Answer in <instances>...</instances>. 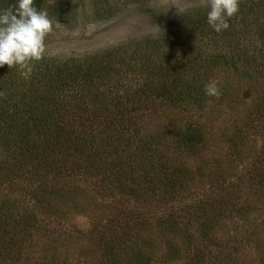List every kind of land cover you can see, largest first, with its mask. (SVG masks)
Segmentation results:
<instances>
[{
	"label": "trees",
	"instance_id": "trees-1",
	"mask_svg": "<svg viewBox=\"0 0 264 264\" xmlns=\"http://www.w3.org/2000/svg\"><path fill=\"white\" fill-rule=\"evenodd\" d=\"M9 1L15 4L7 2L3 9L12 17L0 19V152L6 151L0 155V174L24 176L30 168L27 157L37 159L39 165L34 168L51 180L72 179L80 170L97 176L111 167L105 173L118 176L116 188L123 195L119 207L104 217V226L94 229L96 242L92 243L101 255L94 258L95 264H264V211L240 199L245 186L253 188L255 197L264 198V145L260 160L258 152L253 159L248 157L256 149L253 146L245 157L250 134L235 131L232 155L239 161L250 159L243 167L253 165L250 182H254L228 185L223 175L207 177L208 188L219 189L222 195L203 199L189 188L196 184L198 171L175 161L164 147L158 149L157 140L146 143L139 131L141 110L152 107V115L159 108L182 113L187 118L176 143L203 155L209 139L189 112L194 108L211 112L213 101L233 100L246 93L247 86L264 81V0L208 2L186 10L157 36L84 59H35L45 63L39 64L29 80L21 78L14 67L15 32L22 30L19 17L25 14L16 7L19 0ZM31 6L37 9L40 0H27V7ZM259 108L262 116L257 123L264 129V94ZM99 109L105 111L99 123L93 115L85 117L86 110L95 113ZM65 119L78 128L85 124L83 131L66 134ZM96 123L102 128H93ZM99 156L102 159L96 163ZM83 160L89 161L88 168L83 167L87 163ZM48 185L40 190L43 200L62 196V187L51 190ZM179 191L188 194L181 197ZM191 193L194 199L188 203ZM147 197L167 208L168 212L163 208L166 215L152 220L149 212L141 217L145 223L135 219L128 225L130 212L125 206ZM29 228L38 230V220ZM0 232V264H19L24 255ZM244 232L250 244L262 246L252 263L234 256L238 248L227 243L245 238ZM227 234L225 243L216 241ZM44 264L52 263L45 259Z\"/></svg>",
	"mask_w": 264,
	"mask_h": 264
},
{
	"label": "rangeland",
	"instance_id": "rangeland-1",
	"mask_svg": "<svg viewBox=\"0 0 264 264\" xmlns=\"http://www.w3.org/2000/svg\"><path fill=\"white\" fill-rule=\"evenodd\" d=\"M19 1L20 4L16 7L25 15L19 17L22 30L20 33L15 32V45L18 47L14 52L15 59L17 58L14 67L19 71L21 78L29 80L30 75L45 63L35 59L44 58L61 62L68 59H84L105 49H114L134 40L157 36L166 25L186 10L203 6L208 2L217 3L219 0H40L37 9L27 7V0ZM7 2L15 4V1H0V19H4L5 15L10 16L3 9ZM19 7H22V10ZM263 94L264 81H260L259 86H247L246 93L233 100L227 99L217 104L213 101L215 107L211 112L206 108H194L189 112L191 120L206 131V137L209 139L203 155L191 153L176 143V136L187 118L182 113L175 114L171 110L159 108L158 112L152 115V107L141 110L143 116L140 135L146 143L157 140L160 144L158 149L164 147L175 161H180L188 169H196L200 176L195 174L196 184H189V188H192L196 197L211 199L216 193L222 195V191L209 189L208 182L204 181L207 177L223 175L230 181L228 185L240 183L251 185L254 182H250L253 165H250V168L246 166L248 169L243 166L250 157L254 158L255 153L258 152V160L263 156L261 147L264 145V129H260L261 125L258 126L257 123L262 116L259 113V105ZM70 100L69 98L67 101ZM55 102L58 105V101ZM104 112V109H99L96 114L86 110L84 114L85 117L90 115L97 117L95 119H98L99 123L100 119L104 120ZM98 123L93 128H102ZM64 125L65 133L68 135L77 130L82 132V127L85 126L83 124L78 128L71 120L66 119ZM237 130H240L241 134L243 132L250 134L248 147L244 150L245 157L249 154L248 151H251L249 147H256L250 152L249 158L240 161L234 159L230 147L233 142L231 137ZM95 142L98 143L97 138ZM132 147L135 148V144H132ZM5 152L3 150L0 155L3 157ZM100 156L94 160L96 163L102 159ZM79 158L81 156L70 161ZM31 159L27 157L26 165L30 168L24 176L0 174V231L5 233V239L21 250L22 256L24 255L19 264H44L45 259L50 260L52 264H95L94 258L101 255L99 249L92 243L96 242L94 229L103 227L104 217H110L115 208L119 207L117 203L122 201L120 196L123 193L120 195L116 188L118 176L107 175L105 171L112 170L109 167L104 171L101 169L102 172L97 176L80 170L74 173L72 179L64 180L59 176L60 178L51 180L50 177L44 176L41 169L34 168V165H39L38 160ZM121 162L125 163V160ZM89 164L87 161L83 167L88 168ZM131 164L135 165L133 162ZM102 177L105 180H101ZM109 179L113 182L110 183ZM125 183L128 186L129 183ZM43 185H48L47 188L51 190L62 187L64 192L60 197L43 200L40 192ZM245 187L240 199L264 211V198L255 197L253 188L248 190L247 186ZM179 194L185 197L188 192L179 191ZM36 195L40 198L39 201L34 198ZM193 197L194 194L191 193L188 203L192 202ZM125 207L130 212L128 225L135 219L145 223L146 218L141 217L149 212H152L150 213L152 220L162 219L166 215L165 207H162L157 199L149 197L142 202L135 199ZM165 210L168 212L167 208ZM36 220L40 228L35 231L29 228V224ZM114 225L112 227L117 230L118 224L114 222ZM246 228L244 226L243 229ZM246 233L244 232V235ZM1 236L0 234V238ZM229 237L230 234L220 236L216 241L223 244ZM247 237L245 235V238L238 241L231 240L236 244L227 243H232L238 248L239 251H235L234 256L240 255L245 257L247 263H252L258 255L257 250L262 246L250 244ZM98 245L101 247L102 244ZM217 248L219 250L221 247ZM176 264H181V261Z\"/></svg>",
	"mask_w": 264,
	"mask_h": 264
}]
</instances>
